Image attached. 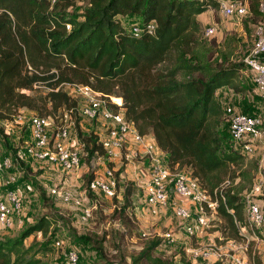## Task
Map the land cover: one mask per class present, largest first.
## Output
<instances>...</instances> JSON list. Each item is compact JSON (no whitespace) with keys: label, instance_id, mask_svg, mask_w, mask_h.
<instances>
[{"label":"trees","instance_id":"16d2710c","mask_svg":"<svg viewBox=\"0 0 264 264\" xmlns=\"http://www.w3.org/2000/svg\"><path fill=\"white\" fill-rule=\"evenodd\" d=\"M247 1L251 22L257 23L261 17L259 0ZM75 2L86 6L79 16H68ZM217 3L56 0L51 4L50 0H0V119L13 109H27L39 116L70 110L76 115L78 101L63 87L87 85L102 94L120 96L126 122L139 135L152 136L157 149L167 154V167L188 171L208 193L225 181L232 184L240 178L239 183H250L253 178L249 170L236 174L245 157L226 150L229 138L220 132L225 118L215 99L222 88L241 92L235 80L244 64L214 72L210 66L187 60L190 32L199 28V17L216 8ZM148 25L155 27L152 34ZM134 26L140 29L137 37L132 34ZM38 87L47 92L39 94L41 91L35 90ZM242 112L251 114L248 109ZM79 121L77 118L75 131L86 155L84 161L89 163L104 152L95 132L83 134ZM3 134L0 126V138ZM251 170L257 171V163ZM93 181L90 178L88 184ZM237 194H232L230 186L225 191L226 203L217 212L234 240L242 238L238 225H246ZM263 203L259 202L261 206ZM51 224L49 219L40 218L18 237H0V264H50L34 253L50 252L54 246L49 248L47 242L34 251V247L25 248L24 240L35 232L46 233ZM156 247L146 249L136 263L145 260L147 264H163L151 258ZM181 264L191 263L183 260Z\"/></svg>","mask_w":264,"mask_h":264},{"label":"rangeland","instance_id":"374dc122","mask_svg":"<svg viewBox=\"0 0 264 264\" xmlns=\"http://www.w3.org/2000/svg\"><path fill=\"white\" fill-rule=\"evenodd\" d=\"M85 6L83 2H75L68 9V16H79ZM120 20L125 22L123 17H120ZM260 20L261 17L258 22ZM199 21L201 22L199 28L190 32L188 61L193 64L198 63L200 66H210L214 72L231 65L243 64L244 58L253 48L255 27L258 22L252 24L249 14L242 18L225 20L221 17L218 7L210 8L199 17ZM212 25H215V35L205 38V28ZM235 83L241 92L236 93L228 88H222L216 92L215 99L222 110L229 106L236 111L242 112L248 109L249 113L262 114L263 102L253 89L251 74L245 66L238 73ZM63 88L77 99L78 104L81 103L79 96H76L68 85H64ZM35 90L41 91L39 93L41 95L47 92L43 87L35 88ZM26 94H32V92H26ZM9 113L4 119H0V126L4 130L3 137L0 138V176L3 177L4 182L14 179V184L9 188L18 191L22 201V211L13 217L11 228L5 229L0 224V237H18L28 227L36 224L40 218L49 219L52 224L48 231L33 233L24 240V246L25 248L34 247V251H37L47 242L48 247L52 248L55 239L61 240L62 249L52 248L50 252L34 253L50 264H65L64 255L68 248L77 252L78 264H135L137 258L155 244L157 247L151 252L152 259H159L163 264H181L183 260L188 261L183 250L186 246L202 247L215 244L223 247L227 240L235 239L231 232L226 230L225 222L213 214H208V228L192 237H187L182 230L183 221L176 216L172 207L153 217V221L157 222L156 225H148L145 221L148 220L150 224L152 220L146 217L148 213L143 188L127 179L124 161L114 165L115 172H119L115 175L118 185L113 194L107 196L95 186L96 179H103L105 169L112 168L104 159L98 161L94 157L86 163L85 157H82V165L78 170H73V176L68 172L70 170H62L54 166L50 169V166L34 160L25 152L24 142L28 139V131L25 125L18 124L16 121L18 116L27 118L38 114L27 109H13ZM44 117L50 119L53 127L60 126L65 120L72 123L74 121L75 124L79 118L83 134H93L97 125L85 123L78 112L74 115L72 112L59 111L55 115H44ZM220 132L227 135L226 122H223ZM228 146L226 144V147ZM5 158H10L12 162V168L8 170L2 168ZM255 163H258L255 157H245L241 171L239 168L236 171L238 174L249 170L250 177L253 178L250 183L249 181L239 183L240 178L232 181L231 192L238 193L237 196L240 199L249 191L255 180L256 172L251 170V166ZM90 178L94 181L88 184ZM53 188H56L59 194H69L72 200L78 201L79 204L65 203L51 195L50 190ZM5 189L0 187V195H3ZM141 215H144V218ZM4 232L6 234H3ZM143 233L147 237H142ZM167 233L172 235L175 242H168L163 237ZM262 235H264V226ZM251 247L255 248V263H264V244L252 243ZM248 254L251 257L252 251L249 250ZM136 264L147 263L141 260ZM193 264L220 263L201 261Z\"/></svg>","mask_w":264,"mask_h":264},{"label":"built area","instance_id":"2783aa9c","mask_svg":"<svg viewBox=\"0 0 264 264\" xmlns=\"http://www.w3.org/2000/svg\"><path fill=\"white\" fill-rule=\"evenodd\" d=\"M54 4L56 0H50ZM218 10L223 19L242 18L249 14L247 0H217ZM258 10L261 20L255 27V42L250 53L244 58L243 64L251 72V83L258 97L263 102L262 114H246L227 106L223 110L227 124L228 152H237L244 157H255L258 160L255 180L248 192L241 197L246 225H238L240 240L229 239L225 246H186L183 250L188 261L193 264L201 261H213L220 264H256L255 248L252 243L264 244L262 228L264 226V0H259ZM67 30L70 26L66 27ZM150 34L155 27L148 25ZM215 25L204 30V37L215 35ZM140 29L132 28V34L139 36ZM31 69L30 67H28ZM69 88L79 96V116L87 123L101 126L96 132L97 143L104 154L97 156L98 161L104 159L112 168H106L103 179H96L97 190L106 195H112L116 188L114 165L128 161L125 153L126 139L131 136L133 141L145 147L150 166L143 186L144 202L150 216L156 217L161 209L172 207L178 218L183 221L182 230L187 237L196 235L209 227L208 214L217 215L218 208L225 205V191L230 188V181L223 182L212 193H208L199 183L184 171L171 170L167 167L154 142H146L144 136L137 133L134 127L126 122L123 116V100L121 97L105 95L95 91L87 85L70 84ZM117 109V111H115ZM71 113L72 111H67ZM18 124L26 126L28 139L24 142L25 152L34 160L48 163L62 170H78L82 165L83 145L79 143L75 134V124L64 121L58 127H53L49 118L39 115H30L27 118L18 116ZM74 144L72 146L71 144ZM2 168H12L10 158H5ZM11 181V182H10ZM14 179L4 182L0 176V187L6 188L0 195V224L11 228L12 219L22 211V201L17 190L9 188ZM186 200L191 208L177 206L171 194ZM50 194L60 198L65 203L73 201L69 194H59L56 188ZM21 223V221H19ZM142 237H147L145 233ZM168 242H175L171 234L163 236ZM55 249H62L63 242L55 239ZM249 250L252 256H249ZM65 264H78L79 257L75 250H65ZM264 264V263H261Z\"/></svg>","mask_w":264,"mask_h":264},{"label":"crops","instance_id":"0c3cea01","mask_svg":"<svg viewBox=\"0 0 264 264\" xmlns=\"http://www.w3.org/2000/svg\"><path fill=\"white\" fill-rule=\"evenodd\" d=\"M238 112H241V111H238ZM85 123H87V122H85ZM100 129H101V126L97 124L95 131L100 132ZM144 139L148 143L154 142L152 136H144ZM71 145L74 146L73 143ZM125 147H126L125 153L127 154V156L130 157L128 161H124L125 162L124 172L127 176V179L132 181L135 185L143 188L144 183L146 181L147 172H148V169L150 166L149 159L146 155L145 147L142 145L136 144L133 141V139L131 138V136L127 137ZM159 153L165 162L167 160V154L158 150V154ZM44 164L46 166H50V169L53 168V166L48 164V163H44ZM68 172H70L71 176L74 175L73 169H70V171H68ZM107 196H109V195H107ZM171 198L177 206H181V207L186 208V209L191 208V206L189 205V203L186 200L177 196L176 194L172 193ZM162 211H163V209L160 210L159 214ZM147 213H148V211H147ZM144 215L143 216L141 215V216L144 218ZM147 215L148 216H146V217L152 221L149 224L148 220H146L145 223H148V225H153V226L156 225L157 222L153 221L154 218L152 216H149V213ZM153 226H149V227H153ZM155 229H156V226H155L154 230ZM0 232H1V228H0ZM3 234H6V233L4 232Z\"/></svg>","mask_w":264,"mask_h":264}]
</instances>
